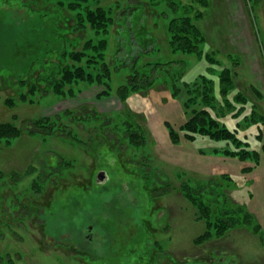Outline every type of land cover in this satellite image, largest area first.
I'll return each mask as SVG.
<instances>
[{
    "label": "rangeland",
    "instance_id": "obj_1",
    "mask_svg": "<svg viewBox=\"0 0 264 264\" xmlns=\"http://www.w3.org/2000/svg\"><path fill=\"white\" fill-rule=\"evenodd\" d=\"M8 1L0 6V66L21 70L30 47L47 39L42 27L49 32L51 18L67 26L73 0H33L41 8L32 11H46L40 27L34 25L42 17L27 7L30 0H0ZM208 2L83 1L82 7L102 6L112 23L62 32L68 51L105 39L90 68L95 72L106 63L103 84L77 81L64 85L60 95L35 80L38 90L30 95L32 79L22 85L21 73L0 71V122L23 132L0 142V264H167V253L175 261L169 264H264V200L252 188L260 180L247 175L264 164V7L262 0ZM185 4L205 12L196 21L204 37L201 54L170 45L169 22L184 15ZM34 67L30 63L29 71ZM224 68L233 87L222 94L217 76ZM136 71L152 73L151 86L120 99L118 88ZM204 78L214 97L212 114L259 152L258 163L223 154L229 144L205 136L170 140L167 125L179 130L191 108L201 106L200 97L184 105L193 94L189 89ZM39 119L49 127L39 129ZM247 166L252 168L242 171ZM223 173L230 178L221 179ZM185 190L203 196L204 204L213 202L209 219L197 217ZM222 218L240 224L224 222L219 236ZM226 250L232 253L220 259Z\"/></svg>",
    "mask_w": 264,
    "mask_h": 264
},
{
    "label": "trees",
    "instance_id": "obj_2",
    "mask_svg": "<svg viewBox=\"0 0 264 264\" xmlns=\"http://www.w3.org/2000/svg\"><path fill=\"white\" fill-rule=\"evenodd\" d=\"M83 1L85 0H73L72 3L68 4L67 8L72 12V14L70 15V20L73 21V24H69V20L67 26H64L63 28L60 26L61 24L56 20V18H51L52 24L50 25V28H48L50 31L47 32L45 27H42L43 34L46 33L47 39H43L42 45L36 44L35 47H30V49H34L32 50V56L24 62L25 67H22L21 70H16V67L11 66V68L10 66L3 65L0 66V71H4L8 68L7 70L14 72V75L17 73H21V75H17V77L20 78L19 81L22 85H25L27 80L32 79L34 83H31L28 89V94L30 95L34 94L38 90V86L35 83V80L38 82H46L47 86L51 87L52 91L55 94L60 95L64 93V85L72 84L77 81H85L88 83L97 82L100 84L105 83V70L107 72V65L105 62H102L101 65L96 67L95 72L90 70V68L93 67L92 64H95L97 62L96 58L101 57L102 53L100 51H103L105 49V39H101L98 43L95 44H92V42L90 41H86L84 43V46L82 47V50L78 51H68L66 48V33H63L62 30L70 29L71 32L78 31L80 29H83L85 24H89L90 27L94 29L102 30L105 29L108 24L112 23L113 18L110 16L109 12H107L102 6L97 5L94 8L87 6L82 7V4H84ZM194 1L199 3L203 7H207L209 4L208 0ZM22 2V7H26L28 5H24ZM30 2V6L28 5L27 7L29 9L31 8V11L34 9V7L35 10L41 8L37 7V5L33 3V0H30ZM59 3L63 4L62 2ZM6 4H9V1L4 3L0 2V6H4ZM183 11L184 15L175 17L169 22L168 31L170 33V45L173 49L176 50H183L188 53L201 54L199 44L203 41L204 37L202 36V33L199 27L197 26L196 21L201 19L205 15V12L195 9L192 4L183 5ZM32 12L36 13L37 16L40 18L42 17V19L40 20V25L34 26L40 27L41 25L47 23V21L43 20V17L46 15V11H43V9L41 11H38L40 15H38V13L35 11ZM61 32L63 33V38L60 39ZM53 55L55 57H53ZM205 55L210 61L218 62V60L214 59L212 53L206 52ZM66 57H68L69 60L72 62L71 64L65 60ZM33 62H36V65H38V67H34L35 70L29 71L30 63ZM151 74L139 73L136 71L133 75H130L128 83L122 85L117 90L120 99H125L127 93L130 91H136L141 88H149L152 84L151 80H149V78L152 76ZM229 75V68H224L220 71V74H218L217 76L219 82V90L222 94H225L227 90L233 87V83ZM209 85L210 84L208 80L204 78V80L198 83V85L195 86L193 90L189 89L190 95L191 93H193L194 95L192 94V96L188 98L184 106L187 107L189 104L191 105L192 103H194V100L200 98L201 106H199L198 108H191V114L189 118L180 125L179 130L173 129V127H170L169 124L167 125L170 140L174 143H177L180 141L181 138H186L192 141L196 138V136H205L214 141H221L225 144H229L231 148L223 149V154L230 157H236L241 161L253 160L255 163H258L260 158L259 152L257 150L252 149L247 140H241L240 137L237 136V132L235 129H230L226 127V125L220 122L216 118V116L212 114V110L214 109V97L210 95L212 90H210L211 85ZM171 90H174L172 92L173 94H177V89L174 86L173 88H171ZM104 91L107 92V90ZM101 94H104V92H102ZM20 99L25 100L26 94H20ZM239 99L240 96L237 92H235L234 101H239ZM6 104L12 105V99H7ZM226 104L227 106H230L228 102ZM231 107L232 104L230 108ZM259 118L262 119L264 118V116H259ZM44 119L36 120L34 124L38 128L40 127L42 129H46L49 126L48 122H45ZM128 123L129 126H132V122ZM179 131H182L183 134L179 133ZM22 133V129L16 126V124L11 122H0V142L4 139L7 140V142H11V140L22 135ZM135 133L136 132L132 133L131 136L135 138L134 142H136V139H138L139 137L133 136L136 135ZM137 134L143 135L144 133ZM262 152L264 153V146L262 147ZM251 168L252 167L249 166L242 167V171H249ZM220 178L229 179L230 177L228 176V174L223 173L220 175ZM184 186H187V183H185ZM184 193L190 198V201L194 204L196 215L198 218L205 220L211 217L210 211L211 204L213 202L209 204H204L205 199H203V196H201V199L199 196L200 194H198L199 197H194L192 196L194 195L192 191L189 192L191 195L187 193V190H185ZM206 199L208 201L211 200V198ZM226 213H228V211L222 214ZM222 217H224V215ZM247 221H249V219ZM219 222H221V225L219 226L220 228L218 227L215 230L216 234L219 236L223 234V231L226 228L225 223L227 224V226H232V224L235 223L240 224L238 221L237 223L235 221H232L231 219L229 222L228 218L219 219ZM215 225L218 226L217 223ZM207 228H212L209 221L207 222ZM210 231L206 230L205 233H207V236L210 235ZM203 237L204 236L201 235L198 236L195 239V242L199 244L204 240Z\"/></svg>",
    "mask_w": 264,
    "mask_h": 264
},
{
    "label": "crops",
    "instance_id": "obj_3",
    "mask_svg": "<svg viewBox=\"0 0 264 264\" xmlns=\"http://www.w3.org/2000/svg\"><path fill=\"white\" fill-rule=\"evenodd\" d=\"M250 174V175H249ZM249 177H255L254 179H258L260 181H258L260 184L256 187H259V190L256 191V187L255 184H258V182H253L252 184V188L253 190H255L256 193H261V195H263V197L261 198L262 200H264V164L263 163H259L258 165H256L255 167H253V169L251 170V172L247 174ZM260 178V179H259ZM254 192V194H255ZM253 200H255V196H253L252 198ZM255 205H253L254 207ZM256 208V206L254 207Z\"/></svg>",
    "mask_w": 264,
    "mask_h": 264
},
{
    "label": "flooded vegetation",
    "instance_id": "obj_4",
    "mask_svg": "<svg viewBox=\"0 0 264 264\" xmlns=\"http://www.w3.org/2000/svg\"><path fill=\"white\" fill-rule=\"evenodd\" d=\"M262 5H263V7H264V0H262ZM227 251V253L226 252H223V254H222V256H221V258L220 259H223L224 257H226V256H229V255H226V254H230V253H232L230 250H226ZM224 255V256H223ZM167 264H169L168 262H173V263H175V261H174V258L172 257V255L169 253H167ZM234 256V255H233ZM172 257V258H171ZM164 259V258H163ZM161 261V260H160ZM161 263H163V262H161ZM165 264V263H164ZM220 264H221V262H220Z\"/></svg>",
    "mask_w": 264,
    "mask_h": 264
},
{
    "label": "water",
    "instance_id": "obj_5",
    "mask_svg": "<svg viewBox=\"0 0 264 264\" xmlns=\"http://www.w3.org/2000/svg\"><path fill=\"white\" fill-rule=\"evenodd\" d=\"M104 177H105V174H104V172L103 173H98L97 174V179L99 180V181H102L103 179H104Z\"/></svg>",
    "mask_w": 264,
    "mask_h": 264
}]
</instances>
